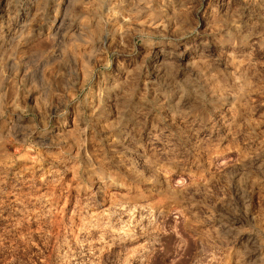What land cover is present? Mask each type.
I'll return each instance as SVG.
<instances>
[{"label":"rangeland","instance_id":"1","mask_svg":"<svg viewBox=\"0 0 264 264\" xmlns=\"http://www.w3.org/2000/svg\"><path fill=\"white\" fill-rule=\"evenodd\" d=\"M30 2L26 16V0H0V264H264V92L229 95L195 123L167 114L164 143L151 116L124 130L108 99L112 77L124 83L130 71L116 27L143 5L122 0L105 23L110 0L99 10ZM235 7L202 0L201 22ZM157 31L144 25L137 47L156 44ZM261 43L216 55L250 57L254 67L228 63L229 72L248 70L259 86ZM226 86L240 87L235 77ZM17 98L28 116L14 111ZM232 206H247V218L229 223Z\"/></svg>","mask_w":264,"mask_h":264},{"label":"clouds","instance_id":"2","mask_svg":"<svg viewBox=\"0 0 264 264\" xmlns=\"http://www.w3.org/2000/svg\"><path fill=\"white\" fill-rule=\"evenodd\" d=\"M120 3L122 0H110L105 23H112L121 15L117 10ZM139 3L143 9L130 12L125 23L116 27L124 45L122 54L130 71L124 83L119 82L120 76L114 75L112 87L108 90V99L117 106L118 123L124 130L129 127L143 129L151 116L154 117L153 127L159 129L156 139L164 143L163 134L169 130L165 119L167 114L195 123L196 119L202 120L210 108L226 103L229 95L238 102L242 95L250 96L253 91L264 92V81L254 86L248 70L239 75L229 72L228 63H233L238 71L245 64L249 69L254 67L250 57L241 61L233 56L232 61L226 62L222 55H216L218 52L254 47V36L264 41V0H229L230 5L236 6L235 10L230 8L225 16L217 18L214 25L207 26L201 22L202 0H139ZM198 3L200 7H197ZM84 7L99 10L102 6L99 0H88ZM142 12L146 16L144 19H140ZM84 22H88L87 17ZM134 24L141 27L136 29ZM144 25L158 30L155 33L158 42L142 50V46L137 47L140 41L136 37L143 32ZM260 48L264 49V43L260 44ZM110 63L106 62L108 66ZM137 65L140 67L137 68ZM232 77H235V85H240L236 91L226 86ZM213 83L215 87H212ZM74 99L80 103L79 97ZM13 105L14 111L19 110L22 116L29 115L28 108H20L18 98ZM4 115L5 109L0 103V117ZM44 119L47 121L49 118L45 116ZM30 127L37 129L34 119ZM165 147L168 145L165 144ZM249 211L247 206L229 207V223L245 220ZM261 232L264 234V229ZM231 234L229 230L228 235ZM254 249L255 244L248 249L249 253L255 255ZM223 260L227 264L226 256Z\"/></svg>","mask_w":264,"mask_h":264},{"label":"bare ground","instance_id":"3","mask_svg":"<svg viewBox=\"0 0 264 264\" xmlns=\"http://www.w3.org/2000/svg\"><path fill=\"white\" fill-rule=\"evenodd\" d=\"M31 0H26V5L25 6H27V8L25 7V13H26V16L28 15V12L30 11V9L32 8V2H30ZM69 1V0H68ZM56 9H58V6L57 7H55V10ZM66 9H64V11H65ZM63 13V12H62ZM23 14V13H22ZM63 18V15L61 16V19ZM27 18L25 17V20H26ZM69 19V18H68ZM28 21V20H27ZM26 22V21H25ZM61 22H63V21H61ZM58 26L55 28V30H52L53 31V36L54 37H57L56 35H57V33H58V31L60 30V20L58 21ZM14 24V23H13ZM57 24V23H56ZM10 25V24H9ZM16 27H18V29L16 28ZM25 26H24V24H22L21 23V21L20 22H16V25H15V28H16V30H15V32H14V35L15 34H18V36L17 37H19V39H21L20 38V36L21 35H23L22 33H24L25 32V30H24V32H22V29L24 28ZM32 30V29H31ZM12 31V30H11ZM34 31V30H33ZM28 32V31H27ZM26 32V33H27ZM28 33H30V32H28ZM66 33V32H65ZM13 34V33H12ZM51 35V34H50ZM12 36V35H11ZM52 36V37H53ZM24 37H25V33H24ZM18 39V40H19ZM62 39V38H61Z\"/></svg>","mask_w":264,"mask_h":264}]
</instances>
